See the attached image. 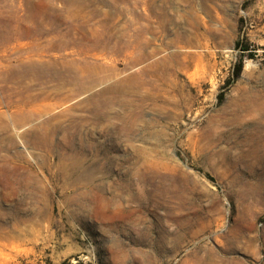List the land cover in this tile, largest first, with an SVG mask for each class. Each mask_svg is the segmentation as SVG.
Listing matches in <instances>:
<instances>
[{
	"label": "rangeland",
	"instance_id": "rangeland-1",
	"mask_svg": "<svg viewBox=\"0 0 264 264\" xmlns=\"http://www.w3.org/2000/svg\"><path fill=\"white\" fill-rule=\"evenodd\" d=\"M0 17V73L17 69L0 264H264V0H0ZM82 63L87 90L67 83Z\"/></svg>",
	"mask_w": 264,
	"mask_h": 264
},
{
	"label": "bare ground",
	"instance_id": "bare-ground-1",
	"mask_svg": "<svg viewBox=\"0 0 264 264\" xmlns=\"http://www.w3.org/2000/svg\"><path fill=\"white\" fill-rule=\"evenodd\" d=\"M25 2V1H24ZM87 3V2H86ZM30 4V3H29ZM88 4V3H87ZM31 6V5H30ZM87 7V6H86ZM79 8V7H78ZM193 8V7H192ZM23 9H24V6H23ZM31 9V8H30ZM28 10V9H27ZM27 10H25V11H27ZM31 12V11H30ZM80 12V11H79ZM71 14H72V12H71ZM106 14V13H105ZM194 14V13H193ZM208 15V14H207ZM29 16V15H28ZM31 16V15H30ZM30 16H29V18H30ZM109 16V15H108ZM107 16V17H108ZM110 17V16H109ZM197 17V16H196ZM0 18H2V17H0ZM8 18V17H7ZM85 18V17H84ZM198 19H199V17H197ZM201 18V17H200ZM108 19V22H109V18H107ZM3 20V19H2ZM197 20V19H196ZM199 20H201V19H199ZM202 20H203V18H202ZM0 21H1V19H0ZM9 21H11V19L9 20ZM198 21V20H197ZM21 22V21H20ZM82 22H84V21H82ZM89 22V21H88ZM102 22V21H101ZM101 22L100 23H98V24H100V26H101V28L103 27V29L105 30V28L107 27V25L109 24H106V26H103V25H101ZM104 22V21H103ZM19 23V22H18ZM24 23V22H23ZM81 23V22H80ZM105 23V22H104ZM203 23V22H202ZM205 23V22H204ZM9 24V23H8ZM27 24V23H26ZM83 24V23H82ZM85 24V23H84ZM1 25H2V34H6V37H7V39H8V41H10L11 43L12 42H14V36H13V34H12V32H10L9 31V29L7 28V26H6V24L4 23V22H2L1 21ZM80 25V24H79ZM79 25H77V26H79ZM86 25V24H85ZM84 25V26H85ZM90 25V24H89ZM92 25V24H91ZM94 25V24H93ZM27 26V25H26ZM25 26V27H26ZM81 26V25H80ZM75 27V26H74ZM88 27V26H87ZM105 27V28H104ZM81 28V27H80ZM100 28V29H101ZM11 29V28H10ZM94 29V28H93ZM98 29V28H97ZM87 30H89V28L87 29ZM102 30V29H101ZM100 30V33H102V31ZM106 30H107V28H106ZM105 30V31H106ZM198 30V29H197ZM78 31V30H77ZM109 31V30H108ZM208 31V30H207ZM83 32H85V31H83ZM78 33H81L82 34V32H78ZM104 33V32H103ZM197 33V32H196ZM92 34V33H91ZM90 34V35H91ZM199 33H197V35H198ZM74 35H75V33H74ZM88 35V34H87ZM94 35V34H93ZM104 35V34H103ZM196 35V36H197ZM200 35V34H199ZM81 36H83V34L81 35ZM86 36V35H85ZM91 37V36H90ZM108 38H109V36H107ZM183 37V36H182ZM189 37H191V36H189ZM86 38H87V36H86ZM85 38V39H86ZM192 38V37H191ZM75 39H77V38H75ZM80 39H83V38H79V40ZM85 39H83V40H85ZM186 39V38H185ZM92 40V39H91ZM179 40V39H178ZM182 40V39H181ZM104 41V40H103ZM111 41V40H110ZM188 41V40H187ZM195 41V40H194ZM77 42H78V40H77ZM82 42V41H81ZM91 43H92V41H90ZM89 42V43H90ZM109 42V41H108ZM112 42V41H111ZM175 42H177V41H175ZM199 42V41H198ZM65 43V42H64ZM89 43H88V45H89ZM90 43V45H92ZM94 43V42H93ZM104 43V42H103ZM188 43L189 44H191L192 42H191V40L190 41H188ZM17 44H19V43H17ZM66 44V43H65ZM94 44H96V43H94ZM93 44V45H94ZM106 44V43H105ZM61 45V44H60ZM87 45V46H88ZM97 45V44H96ZM109 45V44H108ZM59 46V45H58ZM111 46V45H110ZM179 46V45H178ZM60 47V46H59ZM96 47V46H95ZM99 47H101V46H99ZM98 47V48H99ZM107 47V46H106ZM193 47V46H192ZM85 48V47H84ZM112 48V47H111ZM110 48V49H111ZM114 48V47H113ZM120 48V47H119ZM119 48H117V49H119ZM86 49V48H85ZM108 49V48H107ZM115 49V48H114ZM188 49V48H187ZM83 50V49H82ZM94 50V49H93ZM106 50V49H105ZM179 50V49H178ZM108 51V50H107ZM114 51V50H113ZM118 51V50H117ZM173 51V50H172ZM187 51V50H186ZM186 51H184V53L183 52H179V51H174L173 53H174V56H171L170 58L172 59L173 57H176V58H179V56H182V58L183 59H185V61H186V57H188L189 55L188 54H186L185 52ZM89 52V51H88ZM106 53V52H105ZM190 53V52H189ZM146 54V53H145ZM170 54H172V53H170ZM192 54V53H191ZM90 55V54H89ZM191 56V55H190ZM193 56V55H192ZM94 57V56H93ZM168 58H169V56H168ZM167 58V59H168ZM197 59H199V58H197ZM177 60V59H176ZM188 60V59H187ZM159 61V60H158ZM164 61H165V59H164ZM168 61V60H167ZM173 61V60H172ZM191 61V60H190ZM7 64H8V66L7 65H5V66H7L6 68H7V73L5 74V75H2V73H0V84H2V83H4L5 81H9L10 83H12V82H14V80L16 79V75H17V69H16V67H15V65L13 64L14 62H15V64H16V59L13 57V54H11V57L9 58V59H7ZM79 62H80V60H79ZM187 62V61H186ZM193 62V61H192ZM86 63H87V61H86ZM86 63H82L80 66H78L77 67V76L75 77V79L74 80H69L67 83L69 84V83H76L77 85H79V90H87V89H89V88H91L92 87V85H93V81H94V79H93V77H92V75H91V70H90V68H91V66L89 65V64H86ZM165 63H166V61H165ZM168 63V62H167ZM174 63H175V61H174ZM177 63V62H176ZM185 63V62H184ZM79 64V63H78ZM182 64V63H181ZM164 66H166L165 64H163ZM173 65V64H172ZM177 65V64H176ZM201 65H203V64H201ZM99 66V65H98ZM163 66V67H164ZM203 67V66H202ZM110 68V67H109ZM175 68V67H174ZM0 69H1V65H0ZM114 69V68H113ZM171 69H172V67H171ZM189 69V68H188ZM191 69V68H190ZM166 70H167V67H166ZM169 70V69H168ZM110 71H112V69L110 70ZM70 72V71H69ZM112 73V72H111ZM117 74V73H116ZM60 76V75H59ZM95 77H97V75H95ZM142 78V77H141ZM106 78L104 77V79L103 80H105ZM101 80H102V78H101ZM75 81V82H74ZM98 82H99V78H98ZM163 82V81H162ZM56 83V82H55ZM56 85V84H55ZM147 85H148V83H147ZM135 86V85H134ZM150 86V85H149ZM151 87V86H150ZM11 91L9 92V103L11 104V107H14V97H15V93L13 92V87H11V89H10ZM90 98V97H89ZM92 96H91V99H89V101L90 102H92ZM165 99V98H164ZM101 101V100H100ZM105 102V101H104ZM112 102V101H111ZM111 102H109L110 104H111ZM102 103H103V101H102ZM101 103V104H102ZM104 106H105V108L106 109H109V105H107V103L106 104H103ZM93 107H92V114H93V118H94V120H96V118H98V115H99V113H98V110H97V106L96 105H92ZM25 108V107H24ZM90 110V109H89ZM13 111V110H12ZM101 117L102 118H104L105 117V115H101ZM13 126V125H12ZM18 126V125H17ZM12 129V128H11ZM5 132V131H4ZM3 134V133H2Z\"/></svg>",
	"mask_w": 264,
	"mask_h": 264
},
{
	"label": "trees",
	"instance_id": "trees-1",
	"mask_svg": "<svg viewBox=\"0 0 264 264\" xmlns=\"http://www.w3.org/2000/svg\"><path fill=\"white\" fill-rule=\"evenodd\" d=\"M241 67V66H240ZM238 71H239V69H238Z\"/></svg>",
	"mask_w": 264,
	"mask_h": 264
}]
</instances>
